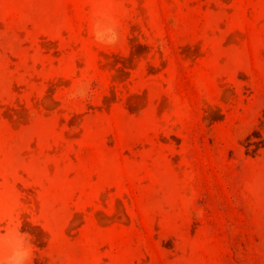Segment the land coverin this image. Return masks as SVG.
<instances>
[{"label": "rangeland", "instance_id": "1", "mask_svg": "<svg viewBox=\"0 0 264 264\" xmlns=\"http://www.w3.org/2000/svg\"><path fill=\"white\" fill-rule=\"evenodd\" d=\"M17 226L29 264H264V0H0Z\"/></svg>", "mask_w": 264, "mask_h": 264}, {"label": "clouds", "instance_id": "2", "mask_svg": "<svg viewBox=\"0 0 264 264\" xmlns=\"http://www.w3.org/2000/svg\"><path fill=\"white\" fill-rule=\"evenodd\" d=\"M117 29L118 22L109 19L104 33L106 38H102L101 33L94 32V39L98 43L115 46L120 38ZM14 231L15 236L9 239L7 244H4L2 237H0V264H29L30 261H34L33 237L27 232H21L20 226H17Z\"/></svg>", "mask_w": 264, "mask_h": 264}, {"label": "bare ground", "instance_id": "3", "mask_svg": "<svg viewBox=\"0 0 264 264\" xmlns=\"http://www.w3.org/2000/svg\"><path fill=\"white\" fill-rule=\"evenodd\" d=\"M130 50H131V49H130ZM130 50H129V51H130ZM133 51L136 52L135 49H134ZM133 51H132L130 54L134 53ZM103 55H104L105 57H107V58L109 57L108 55H105V54H103ZM103 55H100V56L103 57ZM133 55H137V54L135 53V54H132L131 56H133ZM105 57H104V60L107 59V58H105ZM110 57L113 58V59H112V60H108V61H112V62H113V61H116L115 56H110ZM114 58H115V59H114ZM132 58H133V57H132ZM135 59H137V56L135 57ZM135 59H134V61L136 62L138 59H137V60H135ZM130 61H132V60H130ZM130 61L128 62L129 64H131ZM134 61H133V62H134ZM138 61H139V60H138ZM138 61H137V62H138ZM104 62L106 63V61H104ZM112 62H110V63L107 62V63H106V64H109V65H108L109 68H110V64L112 65L111 68L114 67L113 64H112ZM133 62H132V63H133ZM135 62H134V63H135ZM137 62H136V63H137ZM105 63L103 64V67H105ZM134 63H133V64H134ZM114 65H115V64H114ZM131 65H132V64H131ZM132 66H133V65H132ZM113 69H114V68H113ZM113 69H112V70H113ZM106 70H108V69L106 68ZM108 71H109V70H108ZM118 72H119V71L117 70V73H118ZM114 73L116 74V72H114ZM114 73H113V74H114ZM115 74H114V76H115ZM118 74H119V73H118ZM118 74H117V75H118ZM111 75H112V74H111ZM120 75H121V74H120ZM112 76H113V75H112ZM112 76H111V77H112ZM111 77H110V78H111ZM119 77H121V76H119ZM114 78H115V77H113L112 79H113V80H115V79L118 80V79H117L118 77L115 78V79H114ZM119 80H120V79H119ZM119 80H118V81H119ZM133 97H134V96H133ZM130 98H131V97H130ZM135 98H136V97H135ZM127 100H132L131 102H134V101H133L134 98L127 99ZM136 100H138V99L136 98L135 101H136ZM127 102H128V101H127ZM207 112H208V111H207ZM210 113H211V112H210ZM34 242H35V241H34Z\"/></svg>", "mask_w": 264, "mask_h": 264}]
</instances>
